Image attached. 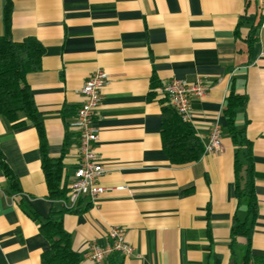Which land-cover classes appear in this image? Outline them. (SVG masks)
<instances>
[{
    "label": "crops",
    "instance_id": "obj_1",
    "mask_svg": "<svg viewBox=\"0 0 264 264\" xmlns=\"http://www.w3.org/2000/svg\"><path fill=\"white\" fill-rule=\"evenodd\" d=\"M6 1L0 0V36ZM11 35L36 37L45 48L41 68L26 79L49 156L68 148L67 191L77 166L79 136L70 124L84 102L81 88L97 69L109 75L95 120L105 169L99 183L107 190L63 212L82 264H243L248 243L264 257V0H12ZM199 76L210 90L191 100L189 124L205 144L218 121L222 149L178 165L163 146L169 103L161 87ZM231 92L247 96L236 126L254 164L258 214L250 242L240 235L232 243L234 218L247 215L235 165L238 156L245 163L248 146H239L227 126ZM20 121L0 114V264H41L49 241L39 219L66 208L50 196L36 125L24 114ZM115 225L125 229L134 253L92 261L90 243L106 244Z\"/></svg>",
    "mask_w": 264,
    "mask_h": 264
},
{
    "label": "trees",
    "instance_id": "obj_2",
    "mask_svg": "<svg viewBox=\"0 0 264 264\" xmlns=\"http://www.w3.org/2000/svg\"><path fill=\"white\" fill-rule=\"evenodd\" d=\"M4 20L6 31L0 36V114L19 124L20 115L24 114L36 125L42 138V163L48 183L50 196L53 199H63L67 194V187L63 184V156L67 147L59 158H51L48 154L43 128V115L38 109L32 90L27 83V75L41 68L42 57L45 52L43 44L36 37H27L23 41H15L11 35L12 0L6 1ZM249 40H253V34ZM247 96L231 92L226 100L224 114L227 126L239 145L247 144L245 163L236 158V194L239 201L247 202V215L240 220L235 217L232 225V243L237 236L243 235L250 242L254 229V222L258 214V202L254 182V164L249 151L248 140L244 130L236 126V110L245 106ZM162 139L164 149L170 160L178 165L194 163L204 155L205 145L195 128L182 120L177 111L170 105L164 107L162 121ZM6 172L17 187V181L8 167ZM244 168L245 173H241ZM51 213L45 219H39L40 231L49 241V247L42 254L41 264H82L81 253L73 248L71 234L63 224V212ZM264 264V257L252 254L249 243L243 264ZM216 264H220L218 261Z\"/></svg>",
    "mask_w": 264,
    "mask_h": 264
},
{
    "label": "built area",
    "instance_id": "obj_3",
    "mask_svg": "<svg viewBox=\"0 0 264 264\" xmlns=\"http://www.w3.org/2000/svg\"><path fill=\"white\" fill-rule=\"evenodd\" d=\"M108 79L109 75L103 69H97L91 73L81 88L84 102L77 109L76 117L70 124L71 128L78 133L79 141L77 166L66 197L61 199L63 206L68 210L77 208L81 198L88 197L94 200L107 190L99 183V178L105 169L96 151L99 128L95 120L102 99V90L108 83ZM161 90L167 97L169 105L177 111L182 120L189 123L191 100L207 96L210 86L202 76L191 82L173 78L165 82ZM204 145L205 153H215L222 149V125L218 121L211 125ZM89 246V258L96 263H101L112 254L130 256L134 253V246L127 241L125 229L120 225L109 229L106 244L92 241Z\"/></svg>",
    "mask_w": 264,
    "mask_h": 264
}]
</instances>
